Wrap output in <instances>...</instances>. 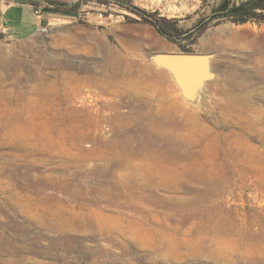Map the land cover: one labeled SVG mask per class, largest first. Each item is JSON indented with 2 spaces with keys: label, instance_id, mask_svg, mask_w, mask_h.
<instances>
[{
  "label": "rangeland",
  "instance_id": "374dc122",
  "mask_svg": "<svg viewBox=\"0 0 264 264\" xmlns=\"http://www.w3.org/2000/svg\"><path fill=\"white\" fill-rule=\"evenodd\" d=\"M4 1L32 2L46 29L22 40L0 32V264H264V67L255 62L264 57V22L213 18L220 0H200L183 13L154 11L144 0ZM167 51L208 53L213 76L185 94L155 59ZM171 98L180 106L174 115L190 111L184 121L204 126L192 136L196 146L183 148L173 134L164 149L174 152L176 164L158 155L156 141L109 165V144L117 141L114 115L156 113ZM114 122L134 132V149L144 144L137 124ZM201 151L209 153L207 167L180 192L165 186L176 183V175L163 179L153 169L176 167ZM135 165L140 176L124 181ZM192 194L202 196L201 204L170 202ZM58 202L92 213L93 224L101 214L138 220L136 207L144 202L160 217L170 212L168 224L178 229L167 227L162 243L149 231L134 235L97 225L79 230L67 224L61 234L30 211L46 215L41 208ZM218 227H228L234 238L250 233L258 242L232 241L229 248L211 234L199 249L205 230Z\"/></svg>",
  "mask_w": 264,
  "mask_h": 264
},
{
  "label": "bare ground",
  "instance_id": "6f19581e",
  "mask_svg": "<svg viewBox=\"0 0 264 264\" xmlns=\"http://www.w3.org/2000/svg\"><path fill=\"white\" fill-rule=\"evenodd\" d=\"M248 47H251V46L249 45ZM255 62L257 63V68L258 69H260V67H261L260 64L262 65V67H264V57L263 56H259V58H257L255 60ZM146 70H148V69H146ZM115 75H117V74H115ZM86 80L87 79H85V81ZM129 80H131V79H129ZM175 80H177V79H175ZM109 81H111V80H109ZM100 82H102V80ZM89 83H91V82H89ZM114 86H116V85H114ZM113 87H112V85H110V86H107L106 88L108 90H113L114 89ZM114 90H117V89H114ZM160 90L162 92L165 91L164 93H166V89L164 88V86H160ZM46 91L48 92V90H46ZM73 92H75V91H73ZM125 93H126V91H125ZM146 93H147V90H146ZM135 95H137L138 97L139 96H141V97L143 96L142 93H135ZM138 97L136 99L139 100L140 98H138ZM149 103H151V102H149ZM177 109L180 111L179 103H177L175 101V99L171 98L170 101H168V103H162L160 105V108L158 109V112H156V113L150 111L151 113L145 114V112H141L140 110L135 109L134 112H131V113H134L133 116L124 115V114H116V115H114L115 118H114V120L111 119L112 120L111 122H112V128H113V131L115 133V137H116L117 141H113L112 143L109 144V146L113 148L114 154H113L112 157H105V159L108 160L107 161L108 164L109 165L118 164L119 160L122 157L129 158L131 156V154H133L134 152L145 151L149 147H151V145H153L154 142H156V141H161L160 145H162V146H160L159 150H157L158 155L159 156H163V157H167V158L169 157L167 161L169 163L174 161V163L176 164V162H175L176 161V157L173 158V156H174L173 153L174 152L165 151V149H164L165 142L168 143V147H169V144H171V143H169L170 142L169 141L170 140L169 137L170 136L173 137V134H175V135L178 134L177 136H178L179 141L182 144L181 146L183 148H185V146H188L190 148H194L196 146V144L199 142L198 141L199 139H196L197 137L196 138H192V136L194 134H197V133L199 134L198 128H200V127L204 128V126H201V124L198 123L195 120L190 121V120L187 119V120L184 121V119H186V117H188L189 113L191 114L190 111H185V112L183 111L184 114L186 115V117L179 116V118H178L176 115L173 114V111L177 110ZM80 112L81 111L79 110V113ZM116 120H120V121H122V124L128 125V126L132 125V124H137L139 132L143 135L142 142L144 144L140 143L142 145H137L136 149H134V147H132L134 145L133 144L134 143V134H133L134 132L131 129H128V128H127V130H122L119 127V125H117L114 122ZM146 120L149 121V123H151L152 126H150L148 128L145 127L144 126V122ZM179 124H182L184 132L181 131L180 133H176V130H177V127H178ZM172 125H174V127ZM153 126L155 127L154 130H153ZM179 129L182 130V127L179 128ZM189 132H190V134H189ZM202 134H204V133H202ZM205 135H206V132H205ZM87 138H88L87 133H85V134L82 135L81 139H87ZM137 138H138V136H137ZM168 138H169V140H168ZM165 139H167V141ZM138 141H139V139H138ZM80 142H83V141L81 140ZM202 152L203 151H201V153L198 154V155L197 154H193V153L190 154L187 157L188 158L187 160L179 161L177 163L176 167H171L170 164H166L165 165L166 168L163 167V166H160V165H156V167H154L153 169H156L157 173H159L160 177L163 178V179L170 178V177L172 178V177H174V175H176V179H175L176 183H174L173 185L165 183V186H166V188L168 190H173L174 192H180V191H182L184 189V185L182 184L183 182H192V181H195V179H199L201 177V175H202V172L207 167V163L209 162L210 158H207L205 156H207L209 153H207L206 151H204L203 153ZM171 155H172V157H171ZM262 155L263 154H260V156L256 157V162H258L261 159ZM237 158H239V156H237ZM247 158L248 157H245L243 160H246ZM154 163L157 164L159 162H154ZM124 165L128 166V163L124 164ZM134 168L136 169V172L134 174H130V175H127L126 177H124V181H129V183H130V181L132 182V181L135 180V178L137 179L140 176L137 173L140 170L138 168V165H135ZM102 170H104V169H102ZM101 172H103V171H101ZM119 179H121V176H119ZM114 180H116V179L114 178ZM114 180L112 179L113 182H114ZM143 186H144V184H143ZM161 186H162V184H161ZM164 189H165V187H164ZM18 194L15 193V195H17L20 199L24 198L23 196L21 197ZM192 195H194V194H192ZM147 199L149 200L151 198H147ZM203 200L204 199H202V196H199V195H194L191 199H188V200L187 199L181 200V198L179 196L174 195L170 202L174 203V204H177V205H179L181 203V205H184V206H187V207H194L195 205L201 204V201H203ZM140 201H138V202H140ZM152 201H155V200H152ZM147 205H145V203L143 202L142 203V207L141 206L140 207L139 206L136 207V210L139 211L138 220H134V219H130V218L124 217V220L122 221L120 219H117L116 217L115 218H110V217H108L109 215L106 216L105 214H101V215L97 214V215H99L98 216L99 217V221L97 223H95V224L92 223V221L94 220V219H91V216H92L91 214L92 213L85 212L84 210L83 211H77L76 209H69L63 203H60V202H58L57 204H50L49 206L42 207L41 210L42 211L45 210V212L47 213L46 215L40 214L39 212H37L35 210V208H30V211H31L32 214H34L35 218L39 220V222H42V224L45 225V227H47L51 231L54 230V229L61 230V234L64 233V230L69 228V226L67 224H70V228H77L79 230H86V229H89L93 225H97L98 227H102V229H103V227H105V230L106 229H108V230L111 229L110 227L120 228L122 231H127V232H130L131 234H134V235L135 234L140 235L141 232L148 233L147 231H149L150 233H152L153 238H154L153 240L155 241V243H162V242L165 241V236L163 234L166 231L167 227L169 229H172V230L173 229L177 230L178 228L177 227H172L171 225L168 224V220L172 218L171 217L172 214L170 212H165V215L161 214L163 216L160 217V216L157 215V211L154 212V213L149 212L148 211L149 208L147 207ZM150 210L153 211L151 209V207H150ZM165 211H167V210H165ZM110 219H111V221H109ZM65 220H66V224L64 223ZM106 227H109V228H106ZM186 231L188 232L189 229H186ZM211 234L213 235V237L216 240L220 239V241L218 242L219 244L229 245V248H230V246L232 244V241H238L240 246L242 244L243 245H247L250 241H252V244H257V242H258L257 239L254 238V235H251L250 233L244 232L242 234H239L240 236L238 238H234L233 237L234 234L231 233V231H230V229L228 227H225V228L224 227H218L215 230H210V229L205 230V233L202 234V236L200 237L199 242L197 243L196 246H199L198 248L201 249V247L203 246L202 244L205 242V240L207 238H209V236ZM226 235H231L233 238L230 237V240H228ZM139 237L141 238V236H139ZM141 241H142V239H141ZM182 242H180L179 244L180 245L183 244ZM177 243H178V241H177ZM249 249H250L249 252H251V253H252V251H254L252 248H249ZM258 261H259V259H258Z\"/></svg>",
  "mask_w": 264,
  "mask_h": 264
},
{
  "label": "crops",
  "instance_id": "0c3cea01",
  "mask_svg": "<svg viewBox=\"0 0 264 264\" xmlns=\"http://www.w3.org/2000/svg\"><path fill=\"white\" fill-rule=\"evenodd\" d=\"M200 0H144L150 9L160 12L178 10L189 12L199 6ZM30 1L5 2L0 0V32L11 39H27L35 35L42 24Z\"/></svg>",
  "mask_w": 264,
  "mask_h": 264
},
{
  "label": "water",
  "instance_id": "95a60500",
  "mask_svg": "<svg viewBox=\"0 0 264 264\" xmlns=\"http://www.w3.org/2000/svg\"><path fill=\"white\" fill-rule=\"evenodd\" d=\"M155 59L173 72L187 95L213 76L208 53L167 51L157 53Z\"/></svg>",
  "mask_w": 264,
  "mask_h": 264
},
{
  "label": "trees",
  "instance_id": "16d2710c",
  "mask_svg": "<svg viewBox=\"0 0 264 264\" xmlns=\"http://www.w3.org/2000/svg\"><path fill=\"white\" fill-rule=\"evenodd\" d=\"M213 12V18H226L237 23H261L264 22V0H220ZM157 26L160 28L159 23Z\"/></svg>",
  "mask_w": 264,
  "mask_h": 264
},
{
  "label": "built area",
  "instance_id": "2783aa9c",
  "mask_svg": "<svg viewBox=\"0 0 264 264\" xmlns=\"http://www.w3.org/2000/svg\"><path fill=\"white\" fill-rule=\"evenodd\" d=\"M37 12L39 13V11L37 10ZM46 28L45 27H41L40 30L44 31Z\"/></svg>",
  "mask_w": 264,
  "mask_h": 264
}]
</instances>
